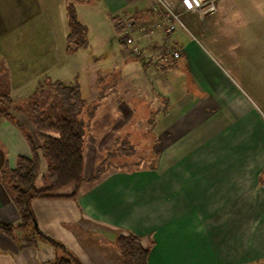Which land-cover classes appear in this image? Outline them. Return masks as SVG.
Instances as JSON below:
<instances>
[{"label":"crops","instance_id":"obj_1","mask_svg":"<svg viewBox=\"0 0 264 264\" xmlns=\"http://www.w3.org/2000/svg\"><path fill=\"white\" fill-rule=\"evenodd\" d=\"M101 1L107 13L124 19L128 15L140 22L154 18L145 16L147 0ZM259 1H241L245 8L241 20L250 32L236 41L228 39L218 49L207 38L212 31L207 24L215 23L213 17L206 18L202 40L178 31L171 36L160 32L142 41L144 53L136 62L154 66L157 55L151 47L166 42L182 51L171 67L159 63L155 68L161 72L162 84L163 76L168 80L165 88L161 85L165 94L157 89L155 100L175 101L174 106H164L161 121L181 102L184 110L172 121H177V127L185 122L171 144L163 143V134V142L157 138L159 158L153 168L109 171L97 182L85 178L75 198L32 201L40 231L61 243L75 264H124L115 244L123 232L135 234L151 248L149 264H264V124L252 125L263 120L255 97L245 88L249 73L262 61L255 41L256 36H264V14L256 12ZM234 41L241 51L231 55L227 47ZM63 56L39 0H0V60L6 63V85L14 93L21 94L27 83L39 82L61 64ZM176 73L189 81L188 90L169 86ZM143 78L140 91L148 95L154 87L150 77ZM98 87L99 105L123 88L115 83V92L107 93L105 83L104 89ZM100 93L105 94L102 100ZM120 108L114 119L148 121L152 116L139 113L133 105V112L121 103ZM0 120V223L18 225L20 215L2 176L5 168H16L19 156L30 157L31 148L18 127ZM28 123L34 135V124ZM61 256L45 241L37 247L21 246L0 230V264H53Z\"/></svg>","mask_w":264,"mask_h":264},{"label":"rangeland","instance_id":"obj_2","mask_svg":"<svg viewBox=\"0 0 264 264\" xmlns=\"http://www.w3.org/2000/svg\"><path fill=\"white\" fill-rule=\"evenodd\" d=\"M170 1L182 13L183 19L188 27V31L184 32L188 36H197L202 40V35L204 31H206L204 25L207 23L206 18L213 17L215 23L207 24L208 30L212 27V31L206 32L208 34L207 38L211 40L212 46L217 49L220 44L223 45L227 43L228 39L235 38L236 41L237 38H241L243 35L250 32L248 24L241 20V14L245 12V8L241 6L242 0H216L217 14L213 16L203 15L201 9L195 6V0ZM39 2L43 13L56 33L58 48L61 49L62 55L65 56L62 57L61 64L52 69L47 75L42 76L39 82L27 83V85L20 90L21 92L23 91L21 94L14 93L11 86L4 85V89H10L11 97L15 100V103H18L17 105L19 108L25 111L24 113L13 111L12 113L23 125H25L26 129L29 130L28 127L30 124L28 121H31V117L26 114V111L30 110L32 106L39 101L45 104H49L52 101L53 91L48 85L50 80H60L65 84L78 82L83 97L87 100L88 104L91 105L88 113L84 116L86 121H91L92 123L88 128L86 137L84 177H93L97 172V168L102 163H105L107 159L108 161L104 165V167L107 168H109V165H112L122 169L125 168L128 171L135 170L133 166L140 161H143L144 166H155L159 158V153H157L159 147L156 146L157 140L159 139L161 143L164 137L165 141L162 142L165 145L172 142L171 139L174 135H177L180 130V126H175L177 121L172 120L177 114L180 112L182 113L184 109L181 102H178L179 105L174 107L173 114H171V109H169L167 113L171 116L169 115L170 117L167 118V120L161 121L162 118H160V116L162 115L164 106L166 107L168 104L172 106L175 104L174 99H169L168 101L164 100L162 104L158 102L162 105L158 107V103L155 100V97L159 98L157 89L161 94H165L164 92L166 90L162 89L166 87V84L168 85V80L163 76V84L160 81L161 72L156 70L159 67L158 63H156L157 60H155L156 64L154 65L156 67L150 65L151 63H148L147 65L149 66H146V61L141 62L137 60L138 62H136L138 56L133 55L132 49L127 45L128 38L139 39L140 34L143 36L146 35L149 26L147 29L145 28V33L139 31L133 33L134 30H130L131 32L128 34L125 33L119 38L115 35L113 25L107 17V7L101 0H39ZM153 3V0H147V4L144 3L146 7H149L146 8L144 6V13L150 20V15L153 16V14H150L149 11ZM259 3L256 12H258V14H264V0L259 1ZM69 4H73L78 20L87 26L89 30L88 40L90 46L86 50L65 54L66 34L68 33L67 9ZM256 12H254V15L257 16L258 14ZM131 17L128 15L125 16V19ZM153 21H155V17ZM150 22H152V20ZM197 27L198 29L200 28V30H197ZM235 41L227 47V51L231 55H235L241 51V48H235ZM255 41L259 42L256 48L258 49V55L262 61L258 64V67H255L253 73H249L247 79L249 81L245 83L247 84L245 88L255 97L254 101L256 102L257 109L263 120L252 121L254 127L260 123L264 124V36L261 34L260 37L256 36ZM170 44V42H166L164 46L154 45L151 48L154 49L156 53L154 52L153 54H156L158 58L160 55H167L171 51L175 52L180 50ZM221 47L223 48V46ZM6 67V63H1L0 60V69H2L1 78L5 83L8 81L7 75L9 73ZM141 69L143 70L141 71ZM171 71L174 73L176 72L174 70ZM143 75L150 77L148 80L154 87V90L148 95L142 94L140 91L144 86L145 79ZM103 77H109V79L105 82V79L103 81ZM173 82L171 85L169 84L172 88L180 89V91L188 90L189 81L182 75L174 77ZM37 83L40 84L39 88ZM104 83L108 86L107 93H111V91L114 90L113 85H115V83L122 85L123 88L117 89L116 92L113 91L115 92L113 95H108L107 99L102 102L98 108L94 119L89 120L90 110L93 109V105L99 103L98 86L101 87L100 90L104 89ZM161 85L163 87L162 89ZM101 94L102 93H100V95ZM120 103L125 105L131 112H133L131 110L133 105L139 108L138 112L141 114L150 113L152 115L151 119L148 121H140L137 119L130 120V118L126 116L114 119L113 117L116 116L117 110H121ZM159 108H161V114L156 115ZM111 117L112 119H110ZM157 117L159 119H157ZM184 122L185 121H182L180 123V128H182ZM21 134L24 135L22 131ZM162 134L163 137L161 140ZM28 146L27 143L26 147ZM122 146L128 150L121 151ZM47 167L48 162L45 160L43 164L44 174L42 176L40 175L38 179L37 185L39 188L49 184L47 179ZM110 170L111 172L119 171L113 168ZM74 190L75 186H70L65 190L59 191V193L62 195H72ZM34 227H36V223H34ZM30 229L32 230V226Z\"/></svg>","mask_w":264,"mask_h":264},{"label":"trees","instance_id":"obj_3","mask_svg":"<svg viewBox=\"0 0 264 264\" xmlns=\"http://www.w3.org/2000/svg\"><path fill=\"white\" fill-rule=\"evenodd\" d=\"M67 12L66 52L72 54L88 49L90 43L87 26L78 20L73 4L68 5ZM149 13L151 14V10ZM107 17L114 27L115 35L119 38L126 32L125 21H140L135 16L125 20L120 15L107 13ZM165 66L171 67V64ZM1 72L2 69H0V119L10 121L23 132L31 148V156H19L16 168L7 167L3 172V184L11 196L21 221L18 225L0 223V230L8 237L17 239L21 246L37 247L39 241L47 242L62 254L53 264H75L61 243L45 235L38 226L34 227V223L37 224V219L31 203L35 199L75 198L81 185L87 181L84 177L86 137L92 123L86 121L84 116L88 113L91 105L83 97L78 82L74 85H67L61 81L50 80L47 83L53 91L52 101L49 104L39 101L40 103H35L30 110L26 111L35 126L33 135L12 113L13 111L21 113L25 111L15 103L10 91L4 89L6 83L1 78ZM104 96L105 94L102 93L100 100ZM99 106V104L93 105L92 111L89 112V120L94 119ZM122 147L121 151L128 150ZM42 159L48 162L47 179L49 184L39 188L37 182L41 175ZM107 161L97 168L96 174L88 181L101 180L112 168L123 170L112 165H109L110 169L104 167ZM133 167L136 170L138 168H153L154 165L147 167L143 165V161H140ZM70 186H75L72 195L58 194L59 191ZM115 244L124 264H149L151 248L145 247L141 238L135 234L120 233L115 238Z\"/></svg>","mask_w":264,"mask_h":264},{"label":"built area","instance_id":"obj_4","mask_svg":"<svg viewBox=\"0 0 264 264\" xmlns=\"http://www.w3.org/2000/svg\"><path fill=\"white\" fill-rule=\"evenodd\" d=\"M154 3L150 7L151 13L156 17L155 21H137L128 20L126 23V34L133 31L145 33V28L149 26L146 35H141L139 39L128 38L127 45L132 49V54L136 56H143L144 46L143 42L146 39H151L158 33L162 32L166 36L172 35L178 31H188V27L183 19L182 13L175 7L170 0H153ZM216 0H195V6L203 12V15L213 16L217 14ZM143 24V25H139ZM131 30V31H130ZM182 51H171L169 54L160 55L156 63L161 65H168L174 61L180 60Z\"/></svg>","mask_w":264,"mask_h":264},{"label":"water","instance_id":"obj_5","mask_svg":"<svg viewBox=\"0 0 264 264\" xmlns=\"http://www.w3.org/2000/svg\"><path fill=\"white\" fill-rule=\"evenodd\" d=\"M36 227H37V224H36Z\"/></svg>","mask_w":264,"mask_h":264}]
</instances>
